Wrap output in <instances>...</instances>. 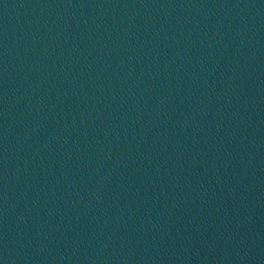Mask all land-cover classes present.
Returning <instances> with one entry per match:
<instances>
[{"label": "water", "instance_id": "water-1", "mask_svg": "<svg viewBox=\"0 0 264 264\" xmlns=\"http://www.w3.org/2000/svg\"><path fill=\"white\" fill-rule=\"evenodd\" d=\"M264 173V0H0V264H210Z\"/></svg>", "mask_w": 264, "mask_h": 264}]
</instances>
